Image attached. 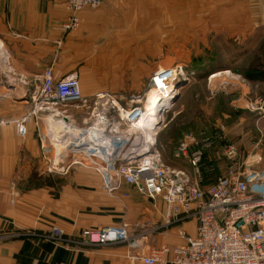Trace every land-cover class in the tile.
<instances>
[{
    "label": "crops",
    "instance_id": "crops-1",
    "mask_svg": "<svg viewBox=\"0 0 264 264\" xmlns=\"http://www.w3.org/2000/svg\"><path fill=\"white\" fill-rule=\"evenodd\" d=\"M68 15L65 0H0V118L8 121L0 124V264H147L152 247L180 243V227L194 235L196 221L166 227L160 197L143 195L124 180L109 193L95 166L64 158H89L94 135L103 131L91 130L98 114L91 117L89 105L98 96L139 92L157 68L149 64L150 54L159 56L164 45L204 44L214 54L218 44L261 42L264 0H103L100 7L79 13L77 29L65 31ZM162 61L165 57L157 66ZM231 66L192 71L205 77ZM47 68L57 78L76 72L87 101L33 118L27 133L19 135L11 120L33 108V93ZM255 84L264 92V81ZM238 100L225 107L240 110ZM178 105L175 117L185 108ZM221 114L223 120H244ZM178 163L172 166H188ZM12 181L19 192L14 201ZM121 224L136 244L75 246L47 236L53 226L77 238L86 227Z\"/></svg>",
    "mask_w": 264,
    "mask_h": 264
},
{
    "label": "built area",
    "instance_id": "built-area-1",
    "mask_svg": "<svg viewBox=\"0 0 264 264\" xmlns=\"http://www.w3.org/2000/svg\"><path fill=\"white\" fill-rule=\"evenodd\" d=\"M102 1L65 0L69 15L63 29H77L80 25L79 13L87 8L100 7ZM185 67L184 64H177L161 68L151 76L149 90L153 85L170 90V93L166 92L165 97L169 95V98L164 101V107H172V100L179 93L178 82L190 79ZM32 99L33 109L11 120L19 135L27 133L28 123L34 115L42 116L45 111L57 110L56 106L68 100L84 99L78 74L73 72L57 78L53 69L47 68ZM143 107L144 105L122 106L118 112L126 118L128 125L134 124ZM245 107L264 116L263 99H257ZM7 122L0 118V124ZM105 123V129L110 127L112 132H117L112 130L114 124H121L117 121L113 123V120H105ZM157 133L156 130L153 140L144 136L146 142L141 147H133L126 152H108L107 147L101 149L98 145L88 150L91 165L100 172L103 188L109 193L116 192L119 183L124 180L141 194L151 198L160 197L165 202L163 224L166 227L188 220L196 221L195 235H191L185 227H180V243L152 247L144 262L264 264V168H255L256 160L252 162L249 157H243L226 124L222 122L201 134L185 132L173 146L172 159L186 162L187 167L172 166L164 161L157 146ZM94 139L97 140L95 137ZM143 152L148 154L137 158ZM222 163L225 164L224 171ZM63 168L64 166L60 167L61 170ZM18 194L16 184L12 181V201ZM47 236L56 242L75 246L128 241L136 244L126 224L86 227L77 238L67 236L62 228L53 226Z\"/></svg>",
    "mask_w": 264,
    "mask_h": 264
},
{
    "label": "rangeland",
    "instance_id": "rangeland-1",
    "mask_svg": "<svg viewBox=\"0 0 264 264\" xmlns=\"http://www.w3.org/2000/svg\"><path fill=\"white\" fill-rule=\"evenodd\" d=\"M168 32L171 33L172 30H169ZM254 38H256V36ZM255 40L253 41L252 45L247 47H245V45L240 47V45H238L236 42H231L228 46L226 44H218L215 46V50L212 49V51L215 52L214 54L211 52V49L209 50L204 44H184L181 46L166 44L164 45V51L162 50V53L160 52L159 56L156 55V52L154 55L150 54L149 64L151 67L154 66L157 68L151 69L149 78H145L142 88L139 92L134 91V93H114V95H111L109 99H105L106 96L104 95L98 96L95 99V103L92 102V106L89 105V109H91L89 115L91 117H95L97 114L98 117L102 115L107 120H113V123L116 121L121 123L120 126H118L119 128H122L123 130L127 129L128 124L125 122L126 118L120 115L118 110H120L122 106L129 107L133 105H144V107H148V104L151 100L148 83L153 73L161 68H167L171 66L174 67L177 64H184L186 65L185 69L190 74V79L187 82H178L179 93H177V95L173 98L171 108L162 106L158 112L155 113V115H157V120H161L158 121V123H155L157 125L155 131H158L156 135L157 146L163 154L164 161L167 164L173 165L177 163V166H180L178 163L179 161L172 159L173 157L171 150L173 146L179 141V137L183 131L207 132L210 131L216 123L222 122L226 124L232 140L235 141L240 148L243 157H249V161L252 162L256 160L257 163L254 164L255 168H264V119L257 120L258 116H263L257 113V111H253L248 109V107H245L250 103H254L257 99L264 100V92L261 87L257 86L255 84L256 82L253 83V81L249 80L245 76L247 69L255 64L258 59L264 56V39L260 42L259 38L257 43ZM152 47L153 46L150 45L151 51ZM197 52L201 53L197 54ZM164 57L165 61H162V64L157 66L158 60L163 59ZM241 58L242 60L238 61V59ZM225 65L232 66L228 69L225 68L224 70L209 72V76L206 75L205 77L196 75L192 71L196 68L199 69L200 67L205 68V70L210 68L213 69V66H218L222 69ZM224 71H228L229 73L223 74L225 73ZM217 72L219 73L218 77H214L215 73L218 74ZM212 74H214L213 77H211ZM226 90H230L233 95L228 94L232 96H222L224 93L223 91ZM212 91L214 93H212ZM180 92L181 96L178 99V104L184 103L185 108L181 112V115L175 117V112L179 109V105L175 102V98L180 94ZM237 98L242 99V101L238 100V103H240L242 106L240 107V113L244 120H223L224 117L223 114H221V112H223L221 111V106L226 105V102L229 103L232 99ZM86 101L87 99L85 98L65 101L56 106L58 108L57 110L52 112L51 110L49 112L45 111L42 116L46 114L48 115L63 112L66 110L65 108L70 110V108H75V106L79 103L84 104ZM161 101L159 100V102ZM42 116L34 115L33 118ZM54 116L52 119L56 120V116ZM109 128L110 127H107V129L99 132L100 134L96 133L94 135L97 139L94 140L99 142L104 148L107 147L108 152H111V150H115V152H126L133 147H141L143 142H146V138H144V136L146 137L145 133H117L112 132ZM150 139L153 140L154 135L150 137ZM97 142H93V145L94 143L98 144ZM64 159V162L69 159H79V161L81 160L85 163L92 164L90 158L84 156L66 157ZM96 159L100 161V159ZM60 167L61 166L58 168L60 169ZM221 167L224 171L225 164L222 163Z\"/></svg>",
    "mask_w": 264,
    "mask_h": 264
},
{
    "label": "bare ground",
    "instance_id": "bare-ground-1",
    "mask_svg": "<svg viewBox=\"0 0 264 264\" xmlns=\"http://www.w3.org/2000/svg\"><path fill=\"white\" fill-rule=\"evenodd\" d=\"M218 74H215L214 77L218 76ZM166 92L170 93V90L167 89H159L158 87H156V85H153L152 89L150 90V102L148 104V107H144L139 116L135 119L136 122H134V124H129L127 129H122L119 128L117 123L114 124V131L118 132H125V133H130V134H134V133H145L147 137H152L154 135V131L157 127V125L155 123H158L157 121V115H155L156 112H158V110L164 106L163 104L165 103L164 101L169 98V95H167L168 97L166 98ZM159 100L161 102H159ZM73 102V101H72ZM105 120H107L105 117H103L102 115H100L98 117V121H96V123H94L93 127L91 128L94 131H100V130H104L106 128V124ZM139 120V121H137Z\"/></svg>",
    "mask_w": 264,
    "mask_h": 264
},
{
    "label": "trees",
    "instance_id": "trees-1",
    "mask_svg": "<svg viewBox=\"0 0 264 264\" xmlns=\"http://www.w3.org/2000/svg\"><path fill=\"white\" fill-rule=\"evenodd\" d=\"M245 76L253 82L264 81V56L258 59L255 64H253L251 67L247 69V71L245 72ZM221 111L229 112L231 114V117L241 115L240 113L241 110H237V109L234 110L233 108H230L228 106L225 107V105L221 106Z\"/></svg>",
    "mask_w": 264,
    "mask_h": 264
},
{
    "label": "water",
    "instance_id": "water-1",
    "mask_svg": "<svg viewBox=\"0 0 264 264\" xmlns=\"http://www.w3.org/2000/svg\"><path fill=\"white\" fill-rule=\"evenodd\" d=\"M177 86H179V83L177 84ZM147 154H148V152L140 153V154L137 155V158H138V157L145 156V155H147Z\"/></svg>",
    "mask_w": 264,
    "mask_h": 264
}]
</instances>
